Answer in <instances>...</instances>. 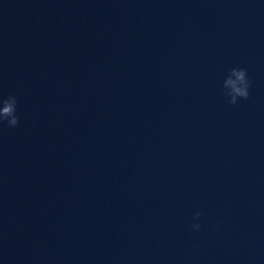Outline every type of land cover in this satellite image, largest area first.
<instances>
[{"label": "water", "instance_id": "1", "mask_svg": "<svg viewBox=\"0 0 264 264\" xmlns=\"http://www.w3.org/2000/svg\"><path fill=\"white\" fill-rule=\"evenodd\" d=\"M9 94L0 264H264V0H0Z\"/></svg>", "mask_w": 264, "mask_h": 264}, {"label": "clouds", "instance_id": "2", "mask_svg": "<svg viewBox=\"0 0 264 264\" xmlns=\"http://www.w3.org/2000/svg\"><path fill=\"white\" fill-rule=\"evenodd\" d=\"M250 80L247 70L242 67H232L222 81V92L227 98L229 104H236L238 98L247 99L249 97ZM0 123L6 122L8 126H16L18 124V116L16 115L17 98L9 94L6 98H0ZM201 212L197 211L193 214L194 219L201 216ZM191 227L195 230L200 228L199 222H194Z\"/></svg>", "mask_w": 264, "mask_h": 264}]
</instances>
